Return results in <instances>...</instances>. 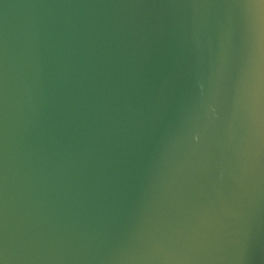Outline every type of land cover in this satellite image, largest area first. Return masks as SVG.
I'll use <instances>...</instances> for the list:
<instances>
[{
  "label": "water",
  "instance_id": "obj_1",
  "mask_svg": "<svg viewBox=\"0 0 264 264\" xmlns=\"http://www.w3.org/2000/svg\"><path fill=\"white\" fill-rule=\"evenodd\" d=\"M246 2L0 0L5 264H264Z\"/></svg>",
  "mask_w": 264,
  "mask_h": 264
},
{
  "label": "snow or ice",
  "instance_id": "obj_2",
  "mask_svg": "<svg viewBox=\"0 0 264 264\" xmlns=\"http://www.w3.org/2000/svg\"><path fill=\"white\" fill-rule=\"evenodd\" d=\"M244 6L249 8L260 7L264 9V0H247ZM259 25L261 30L264 31V12L260 13ZM197 139H199V137H197ZM0 264H5V260L2 255V246H0Z\"/></svg>",
  "mask_w": 264,
  "mask_h": 264
}]
</instances>
